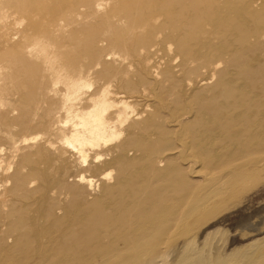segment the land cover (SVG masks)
<instances>
[{
  "label": "bare ground",
  "instance_id": "1",
  "mask_svg": "<svg viewBox=\"0 0 264 264\" xmlns=\"http://www.w3.org/2000/svg\"><path fill=\"white\" fill-rule=\"evenodd\" d=\"M133 1V23L111 28L117 68L102 61L96 29L87 45L79 33L57 37L60 28L25 36L28 55L62 86L58 109L44 114L61 124L63 146L23 158L44 183L17 223L0 221V264H264V238L230 261L204 251L206 238L198 244L227 191L264 166V0ZM155 47L165 62H153ZM55 161L68 173L47 179ZM9 201L1 195L0 218Z\"/></svg>",
  "mask_w": 264,
  "mask_h": 264
},
{
  "label": "rangeland",
  "instance_id": "2",
  "mask_svg": "<svg viewBox=\"0 0 264 264\" xmlns=\"http://www.w3.org/2000/svg\"><path fill=\"white\" fill-rule=\"evenodd\" d=\"M135 8L137 6L133 0H0V197L7 194L10 200L5 210L7 214L1 211L0 221L3 222L1 224L17 223L21 214L22 202L44 183V178L41 175L38 178L36 174L24 170L23 158L31 154H34L35 158H39L38 152H40L41 146H56L57 152L63 146L60 140L62 135L61 124L57 122V119L53 120L51 116L44 114L45 111L58 109L60 98L56 92L62 86H55L48 79L42 65L28 55L25 36L33 34L34 31L58 30L60 28L57 37H66L67 42L70 43L74 34L79 33L86 40L85 37L91 36L96 29L99 35L97 37L95 33V37L105 41L99 47V54L105 58L102 61L109 67L117 68L120 64L119 56L122 57L123 53L120 46L111 45L110 36L112 34V36H116L115 33L119 34L120 30L116 29H121L122 25L133 23V18L137 15ZM94 13L95 15H93ZM105 13L111 15L109 23L104 20ZM103 16L104 18L101 19ZM73 17H76L77 23L72 22L75 20ZM86 19L88 26H86L87 22L86 24L83 22ZM161 19L159 23H164L167 20ZM102 22H105V25H101ZM89 24L91 25L89 26ZM99 24L102 27H99ZM106 28L110 32L114 30L115 33L103 32ZM87 29L88 31H86ZM84 32L85 34H83ZM68 36H71V41ZM87 41L88 39L85 41L86 43L82 41L81 43L87 45ZM86 48L84 52H86ZM151 56L153 62L156 63L161 62L163 55L155 47ZM163 62L165 61L162 60ZM230 66L233 65L229 64ZM162 67L165 65L162 64ZM152 70L154 69L152 68ZM94 77L93 81H97ZM217 80L218 77L216 82ZM136 106V110H141V105ZM59 116L60 120L65 119L64 114ZM26 137H38V140L26 145L24 142ZM16 146H19L20 150L18 155L16 154L18 157L14 160L12 156ZM164 148L166 149V145L160 146V149L164 150ZM226 151L224 152L227 155L228 150ZM55 153V151H51L48 154L50 159H56ZM8 164L12 166L10 170L7 169L9 168ZM72 164L71 173L74 171L75 174L73 173V175L79 174L82 169H79V165L74 161ZM67 166L69 165L59 161H55L51 166H44L48 175L47 179H59L62 175L67 174ZM243 174L245 176L244 186L235 189L236 194L234 191L230 190V193L227 191L225 194L227 199L223 206H220L221 209L213 217L208 218L209 220H203L208 222L202 228V235L198 240V244H200L206 238V244L203 246L204 251L212 255L218 253L222 258H229V261L232 260L230 257L232 251L246 248L255 241L264 238V231L262 233L259 231L264 227V223H262L264 221V166L256 173L255 177L249 171ZM194 180L200 179L194 178L192 181ZM21 183L23 184L21 189L24 191L20 189ZM57 194H47V196L48 198L56 197ZM228 195L231 197L228 198ZM259 227L261 228L259 229ZM4 236V234L0 236V240ZM9 243L11 245V242ZM222 252L223 256L221 255Z\"/></svg>",
  "mask_w": 264,
  "mask_h": 264
}]
</instances>
